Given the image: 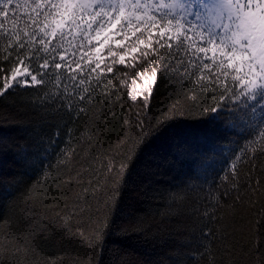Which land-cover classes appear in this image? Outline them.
<instances>
[{"label":"trees","instance_id":"obj_1","mask_svg":"<svg viewBox=\"0 0 264 264\" xmlns=\"http://www.w3.org/2000/svg\"><path fill=\"white\" fill-rule=\"evenodd\" d=\"M21 2L23 27L32 9ZM8 43L9 73L25 64L37 74L43 61L29 48L9 55ZM49 71L43 85L0 95V264H260L264 103L237 95L220 107L197 69L166 73L143 112L142 81L137 101L131 81L108 79L85 106L67 70Z\"/></svg>","mask_w":264,"mask_h":264},{"label":"snow or ice","instance_id":"obj_2","mask_svg":"<svg viewBox=\"0 0 264 264\" xmlns=\"http://www.w3.org/2000/svg\"><path fill=\"white\" fill-rule=\"evenodd\" d=\"M21 7V0H0V38L9 36V55L15 52L20 57L21 50L29 48L31 60L43 62L34 70L37 74L22 72L18 65L9 73L0 63V95L17 86L43 85L50 69H65L73 88H83L77 94L85 106L95 100L108 79L120 84L131 81L136 87L127 93L128 98L137 101L134 93L139 87L137 81H142L139 103L143 112L150 109L155 88L166 73L191 77L198 69L201 94L207 87L208 95L220 107V101L237 95L264 103V0H201L199 8L193 0H62L60 4L23 0V7L32 9L23 27L17 15ZM190 15H195L196 21L189 20ZM9 21L11 32L5 28ZM68 37L71 57L66 51L60 53ZM77 52L81 53L78 59ZM181 53L188 57L187 65ZM82 111L83 107L79 109ZM209 112L215 113L217 108L209 105ZM142 125L140 121L138 127ZM254 131L264 137V120L254 126Z\"/></svg>","mask_w":264,"mask_h":264},{"label":"rangeland","instance_id":"obj_3","mask_svg":"<svg viewBox=\"0 0 264 264\" xmlns=\"http://www.w3.org/2000/svg\"><path fill=\"white\" fill-rule=\"evenodd\" d=\"M77 2H79V0H77ZM189 18H192L193 21H196L195 15H190ZM93 35H94V32H93ZM79 42H80L79 40L76 41V43H79ZM84 43L87 44L86 41ZM66 53H67V55L69 57H71L73 55V53H72V47L71 46H69L67 48V52ZM80 54H81L80 52H77L75 54L77 59L79 58ZM18 66L20 67V69H21L22 72L30 71V69L25 64H19ZM32 74H34V73H32ZM28 79L30 80V76H28Z\"/></svg>","mask_w":264,"mask_h":264}]
</instances>
